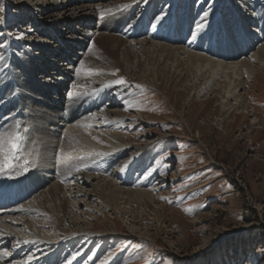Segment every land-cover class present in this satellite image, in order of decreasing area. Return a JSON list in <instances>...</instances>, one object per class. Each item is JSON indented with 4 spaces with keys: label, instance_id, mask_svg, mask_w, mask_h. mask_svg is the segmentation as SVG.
<instances>
[{
    "label": "rangeland",
    "instance_id": "rangeland-1",
    "mask_svg": "<svg viewBox=\"0 0 264 264\" xmlns=\"http://www.w3.org/2000/svg\"><path fill=\"white\" fill-rule=\"evenodd\" d=\"M39 2L41 0H0V59L7 54L10 57L11 48L8 45L12 42L13 46L12 57L6 64L7 71L10 68L15 70L23 63L22 65H25L28 71L31 70V75L36 78L35 74L38 71L35 68L42 65L33 61L27 50L39 55L40 51L36 48L41 44L57 49V42L61 40H65L69 45L70 42L74 44L70 51L65 50L69 58L80 57L81 54L77 55L80 49L85 54L89 52L96 54L94 57L98 56V64L116 67L112 70L113 77L124 81L122 85L106 89V93H109L105 97L108 99L99 104V109L93 112L99 115L97 122L99 120L100 123L105 122L103 115L107 110L123 112L130 119L117 129L104 123L99 128L95 126L85 128L82 125L85 121L78 119L66 123H70L68 126L73 125L70 128L85 129L88 132L115 131L129 136L134 135L133 141H136L134 144H138L134 150L131 149L133 144L117 154L110 151L107 156H92L86 161L83 152H76L70 154L71 158L62 156L63 161L60 164L64 166L65 171L76 172L77 166H80L81 169L83 167V173L79 172L82 175L88 174L94 178L113 177L121 183V187L147 188L152 191L150 193L155 199L154 204L145 207L135 202L123 205L122 211L127 213L123 214L124 217L113 207L96 205L95 199L91 200L90 205L89 201L82 203L76 217L80 221L83 220V223L70 228L75 230L83 227V230L94 231L96 234L87 235L81 240L76 239L78 242L69 245L68 249L64 247L62 264H69L77 255L84 257L82 264H264V91L250 88L252 82H248V91L251 92L250 116L248 123L243 125L240 117L236 123L232 120L236 112L228 116L221 111L223 100L216 98V101L215 94L212 95L215 100L206 104V99L210 95L203 91L195 93L191 88V78L187 75H183L181 80L176 78L178 74H173V71L168 75L161 72L162 79L152 81L151 62L140 58L134 60L139 62L138 72L128 76L127 69L131 64L124 57L126 48L133 49L131 43H135L136 47L144 41L173 46L177 44L185 48L184 42L168 44L154 38L157 30L166 32L173 25H176L180 34L188 33L191 40V33L196 25L204 21L208 27L197 40L207 41L216 36L221 43L229 40L230 33L232 35L238 33L237 26L250 34L252 33L250 24L255 23L258 32L261 33L264 0H73L72 4L62 5L51 19L43 17L46 13L57 10L46 8L48 3ZM36 4L44 8H37ZM105 4H110L111 9L105 11L103 6ZM94 6L97 8L103 6L97 10L102 18L95 14ZM241 6L245 11L241 10ZM80 11L91 16V21H85L84 19H87L85 17L81 21L83 24L70 22L72 17H75L72 14ZM240 12L242 15L236 16V13L241 14ZM161 17L157 24V19ZM188 21L191 25L185 27ZM254 29L256 30L255 27ZM21 33L26 35L18 39ZM100 35L122 38L126 44L120 47L115 56L104 51L103 45L95 46L94 51H91L93 43ZM230 37L235 39V36ZM81 40H84L83 46L79 43ZM258 40L259 45L246 55V58L251 57L264 45L260 38ZM199 50L201 54L203 51ZM237 55H227V60L223 63L235 62L232 61L233 56ZM133 57L131 54L130 62ZM241 58L238 56L236 59ZM213 59L218 62L222 60L216 56H213ZM47 60L51 63L49 56L46 57V64ZM11 61L14 67L11 66ZM31 62L33 65H30ZM61 64L56 60L53 65H60L59 69L64 71L65 67ZM18 71L24 72L19 69ZM200 85L201 82H198L197 86L202 90L203 86ZM245 91L240 93L245 94ZM88 100L90 103L93 102L89 98L85 99L83 100L85 105L89 104ZM234 103L232 100L230 106ZM254 108L259 112L254 113ZM224 118L227 119L225 123L219 125L220 120ZM227 122L232 124L231 127ZM64 129L62 134L64 133L63 138H66L69 129L66 130V127ZM9 139L5 138V146H8ZM151 140L155 142L143 150L146 143ZM90 143L93 150L104 151L95 142ZM35 144L33 142V145ZM41 144L39 146L36 144L40 156L46 153L44 144ZM37 147L32 150L38 149ZM116 147L112 145L109 149L114 150ZM32 157L35 164L31 166H36L37 156ZM106 159L115 164L109 163L112 170L105 174L100 171L104 170L102 168ZM85 162L86 164H83ZM12 163L14 167L23 166L19 159H12ZM88 164L94 168L87 171L84 166L87 167ZM126 164L128 166L125 170ZM44 165L41 164V167ZM5 169L6 174L12 170ZM128 175L139 177V180L127 184L130 181L126 179L125 183L124 178ZM67 179H69L67 185L70 182V185L75 186L76 183H81L77 172ZM98 181L96 179L94 183ZM72 191L75 196L77 190ZM30 200L32 198L28 199ZM52 219L49 217V224ZM51 226L50 229L36 227L32 233L40 235L42 230L44 237L52 242H59L60 240L51 232L55 225L52 223ZM63 228H67V225ZM20 232L24 234L22 236L16 234L15 238L19 236L25 239L24 235L33 236L26 231ZM17 241L7 245L6 254L17 247L13 245ZM35 252H37L35 249H31L29 257L34 258L32 254ZM26 257L15 261L23 262V259L27 261Z\"/></svg>",
    "mask_w": 264,
    "mask_h": 264
},
{
    "label": "bare ground",
    "instance_id": "bare-ground-1",
    "mask_svg": "<svg viewBox=\"0 0 264 264\" xmlns=\"http://www.w3.org/2000/svg\"><path fill=\"white\" fill-rule=\"evenodd\" d=\"M72 1L73 0H41L39 3H48L45 6L46 8L57 10L46 13L43 19L55 17L62 5L65 3L72 4ZM38 5L39 4H36L35 6L41 9L44 8V6L40 7ZM111 5H113V3ZM103 6L105 11L111 9L110 4H105ZM103 6L98 8L94 6L93 11L95 14L101 16L97 13V10H100ZM240 8L242 11H245L242 6ZM72 15H75V17H72L70 22L74 21V23H82L81 21L85 17L87 18L84 19L85 21L90 22L92 19L91 16L84 14L82 11L79 13L74 12ZM238 15H242V13H236V16ZM190 23L191 22L188 21L185 27L190 26ZM237 24L240 25L239 21H237ZM261 24L264 29V19L261 21ZM250 25L252 27V33H247L242 25H240L243 28L241 30L236 25L238 33H235L236 35L230 33L231 36H235V39L231 38L229 35V40L222 43L218 42L219 40L216 36H213V39L207 41H201V39L190 40V35L188 33L180 34L176 25L167 29L166 32L157 30V34L154 37L155 39H161L168 44L184 42L185 48L183 46H178L176 43V46H173L144 41L139 43L140 45L137 44L136 47L134 46L135 43H131L133 49L126 48L124 55L126 61L131 64L130 68L128 67L129 69H127L128 76L133 72H138L140 65L138 61H135L140 58H145L151 62L153 66L152 81L162 79L161 72L168 75V73L173 71V74H178L176 78L181 80L183 79V75H187L191 78V88L195 90V93L199 94L203 91L210 95L209 98L206 99V104L211 103L216 98L223 100L221 111L227 113L228 116L236 112L237 114L233 116L232 120L236 123L238 117H240L241 121H243V125H246L248 123V117L250 116L249 100H251L249 99L251 92L248 91V82H252L250 88H255V90H260V92L264 91V45L259 47L251 57H245L259 45L258 43L260 41L258 38L264 42V31L259 33L255 23ZM224 38L225 37H223V39ZM83 41L84 40H81L79 42L81 46L84 44ZM70 43L71 45L65 40H61L57 42V49L49 45L45 46L41 44L36 48L40 51L39 55L33 54L27 50V54L30 55L32 60L42 65H38V67L35 68V70L40 73V76H38V72L36 74L33 73L36 78L31 75V70L29 68L30 71L27 70L25 65H22L23 63L19 65V68H15V70L10 68V70L7 71L6 64L12 57V42L8 45L11 48L10 57L9 54H7L0 59V125H4V127H0V138H2L5 143V138L14 137L17 131H19L21 140L18 142V150L14 153V157L15 159H19L20 164L23 165L13 167L7 174L6 169L3 170V173L0 172V197H5L8 194L16 195L17 192L15 193L12 190L19 189V197L24 200L22 203L26 201L24 204L15 208H9V210L6 211L0 210V264H62V252L64 254L65 250L62 251V249L64 247L68 249L69 245H75L76 239L81 240L87 235L96 234L94 231L83 230V227L75 230L70 228L71 226H78L83 223V220L80 221L76 216L78 215L77 212L79 211L80 205L87 201H89L88 205H90L91 200L95 199L96 205L104 204V206L101 205V207H113L115 210H119V214H121L122 217H124L123 214H127L122 211L123 205H129L131 202H135L139 206L145 207L155 202L153 195L150 193L151 190L147 188L130 189L121 187V183L114 180L113 177L94 178L92 175H82L83 167L81 169L80 166H77V168L80 167L79 169L82 173H79L80 171H77V169L76 172L78 173V180L81 183H76L77 186H75V184L70 185V182L67 185L69 181L67 177L74 176L76 172H73V170H64V166L60 164L61 161H63V157L67 156V158H71L70 154L83 152V154H85L84 160L86 161V159L88 160L92 156L96 157L99 152L107 156L110 151H115L116 154L119 153V151H125L127 147L136 142L135 140L133 141L135 138L134 135L129 136L114 131V129L125 125L124 123L130 119L128 115L117 110H107L103 115L105 120V122H103L104 125H112V127H114L112 131L114 132H88L85 129L70 128L73 125L68 126L70 123H67L74 119H78V121L84 120L85 122L82 125L85 128L94 126L99 128L103 126L100 120L97 122V116L99 115H95L93 112L99 109V104L106 102L105 100H107L108 97H105V95L109 92L106 93V89L99 91L102 89H99V87H103L104 84L116 80L112 75V70H115L116 67L110 68L108 65L98 64V56L95 58L94 55L96 54L92 52L85 54L81 51L82 49H78L77 55L81 54L80 57L77 59H74L73 56L70 58L67 57L69 54L66 55L65 52L68 50L70 51V48L74 46L72 42ZM124 44L126 43L122 38L112 35H100L93 43V50L91 49V51H94L95 46L103 45L104 51H108L115 56L120 50V47ZM138 47H141V49ZM199 49L203 51L201 54ZM131 54H133L134 57L130 62L129 58ZM227 55H237L233 56L234 59L232 61L235 62L223 63L227 60ZM48 56L51 58V63L47 60L46 64V57ZM213 56L220 57L222 59L221 62L214 60ZM238 56L242 58L239 60L236 59ZM56 60L57 63L60 62V64L63 62L61 65L65 67L64 71L59 69L61 68L60 65H53ZM30 65H33V62H31ZM11 66L14 67L12 61ZM18 69L24 70V72L19 73ZM198 82H201L200 86H203L202 90L197 86ZM244 90H246L245 94L240 93ZM214 94L215 99L212 97ZM88 98L93 100V102H91V104L88 100L89 104L85 105L83 100ZM232 100L235 101V103L230 106ZM253 112L257 113L259 110L254 108ZM3 117H7V120L2 119ZM226 120V118L221 119L219 125L225 123ZM76 125H78V123H76ZM230 125L232 124L229 122L228 126L231 127ZM25 127L29 129L26 135L23 131ZM65 127L66 130L69 129V131L66 138H63L64 133L62 134V132L65 131ZM93 138L96 139L94 140ZM48 141H55L57 143H47ZM33 142L38 146L40 143L44 144L46 153L40 156L39 148L36 144L33 145ZM90 142H95L97 145H100V148L102 147L104 151L98 152L97 150H93L94 148L90 147ZM154 142V140L147 142L143 150ZM136 144H134L131 149L134 150ZM112 145L115 147L117 146L116 149H109ZM4 147L7 149L8 146L4 144ZM36 147L38 149L32 150ZM11 155L12 154L7 151L3 155H0V165L4 163L6 156L10 157ZM33 155H35V157L37 156L38 159L36 166H31L35 164V159L33 160L32 157ZM109 163L112 165L115 164L113 161L106 159L102 170L108 167L107 171L104 172L103 170L100 172L105 174L111 172L112 167L109 166ZM41 164L45 165L41 167ZM83 164H86V162ZM25 168L28 169L27 172L24 171ZM84 168L89 171L94 167L88 164L87 167L84 166ZM1 176H4V178ZM96 179L99 181L94 183ZM126 179H128L130 183H127ZM138 180L139 177L135 178L131 175L124 178L127 184H131L135 181L137 182ZM75 182L77 181L75 180ZM72 186H75V188H72ZM47 187L49 188L46 189ZM73 189L77 190L75 196H73ZM29 198H32V200L27 201ZM73 198L75 199L74 201L72 200ZM76 198H81V200H76ZM4 199L6 200V198ZM89 208L92 209V207ZM83 215L87 216L85 214ZM33 217L34 219H31ZM49 217L53 218L50 224L48 223ZM25 218L27 219L24 220ZM52 223L55 225V229L51 228L53 229L51 232L60 240L59 242H52L49 238L44 237L42 230L40 235H38V233H32L35 231L34 228L36 227L50 229ZM65 225H67V228H63ZM20 231L32 233L33 236L28 237L24 235L25 239L16 236V238L20 240L17 241L15 235L18 234L22 236V234H24L23 232L21 234ZM22 240L29 241L30 243L25 244ZM31 240H36L38 243L32 242ZM13 241H17L13 243V245H17V247L11 249V251L6 254L7 245ZM42 248H44L43 251L41 250ZM31 249L37 251L34 254L31 253L34 258L37 257L35 260L28 255ZM22 257H26L28 260L25 258L27 261H24V259L23 262L18 260L15 261V259ZM83 260L84 257L77 255L69 264H82Z\"/></svg>",
    "mask_w": 264,
    "mask_h": 264
},
{
    "label": "snow or ice",
    "instance_id": "snow-or-ice-1",
    "mask_svg": "<svg viewBox=\"0 0 264 264\" xmlns=\"http://www.w3.org/2000/svg\"><path fill=\"white\" fill-rule=\"evenodd\" d=\"M161 18L157 19V24L160 22ZM156 26V25H153ZM207 24L204 21H201L200 23H198L195 27V29L192 31L191 36L193 40H196L198 38H201L203 36V34L205 33L206 29H207ZM262 31H264V29H262ZM26 34L25 33H21L19 37H17L18 39L23 38ZM124 83L123 80H114V81H110L109 83H106L103 85V89H111L114 86H118V85H122ZM103 89L99 90L102 91ZM2 119L7 120V117H3ZM0 127H4V125H0ZM25 135L28 133L29 129L25 128L24 130ZM21 140V136L19 131H17L16 135L12 138L9 139L8 141V147L7 149H5L4 147V141L2 138H0V155H3L6 151L10 154H12L10 157L6 156L4 163L2 165H0V172H3V170L5 168L11 170L13 169V163H12V159H14V153L18 150V142ZM98 156H104V153H97ZM87 166V165H86ZM127 164L124 166V169H127ZM25 172L28 171L27 168L24 169ZM77 171H80L79 168H77ZM25 244L30 243L29 241H24Z\"/></svg>",
    "mask_w": 264,
    "mask_h": 264
}]
</instances>
